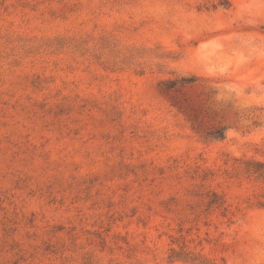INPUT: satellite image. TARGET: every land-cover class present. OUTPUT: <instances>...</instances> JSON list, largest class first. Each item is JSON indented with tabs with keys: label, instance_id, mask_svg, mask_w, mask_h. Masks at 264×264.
Here are the masks:
<instances>
[{
	"label": "rangeland",
	"instance_id": "374dc122",
	"mask_svg": "<svg viewBox=\"0 0 264 264\" xmlns=\"http://www.w3.org/2000/svg\"><path fill=\"white\" fill-rule=\"evenodd\" d=\"M247 160L264 0H0V264H264Z\"/></svg>",
	"mask_w": 264,
	"mask_h": 264
},
{
	"label": "trees",
	"instance_id": "16d2710c",
	"mask_svg": "<svg viewBox=\"0 0 264 264\" xmlns=\"http://www.w3.org/2000/svg\"><path fill=\"white\" fill-rule=\"evenodd\" d=\"M197 80V77L195 76H189V77H180L179 79H169L161 82V89L164 91H170L178 86H183L186 84H191L194 81ZM207 135L214 139H223L225 137V127H218L214 130H210L207 132ZM244 163L243 170L248 176H254V177H264V163L260 161H254V160H247ZM222 201L219 197H217L214 193H212V197L208 200L207 205H216L221 206ZM169 259H190L193 260V258L189 257L187 253L183 252H175L171 251V254L169 255Z\"/></svg>",
	"mask_w": 264,
	"mask_h": 264
}]
</instances>
